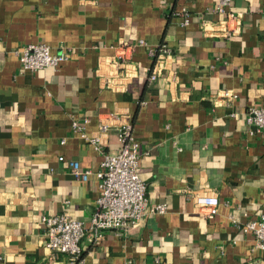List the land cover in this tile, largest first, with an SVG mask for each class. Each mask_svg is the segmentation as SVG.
I'll use <instances>...</instances> for the list:
<instances>
[{
    "label": "crops",
    "instance_id": "crops-1",
    "mask_svg": "<svg viewBox=\"0 0 264 264\" xmlns=\"http://www.w3.org/2000/svg\"><path fill=\"white\" fill-rule=\"evenodd\" d=\"M216 1L0 0V264H264L241 227L264 212V137L244 117L264 105V0H232L241 25L229 38L201 27V18L222 25ZM182 5L187 24L174 13ZM138 38L170 53L155 58L138 44L115 62L118 41ZM30 42L67 58L23 69L13 49ZM156 62L162 72L150 80ZM224 90L236 93L229 104ZM84 117L87 136L109 126L100 150L71 127ZM125 122L140 143L148 202L167 210L126 234H86L72 261L45 245L41 216L89 220L97 177L75 178L68 160L95 171L120 148L115 128ZM195 192L218 196L213 217Z\"/></svg>",
    "mask_w": 264,
    "mask_h": 264
},
{
    "label": "built area",
    "instance_id": "built-area-1",
    "mask_svg": "<svg viewBox=\"0 0 264 264\" xmlns=\"http://www.w3.org/2000/svg\"><path fill=\"white\" fill-rule=\"evenodd\" d=\"M232 0H217L213 10L224 14L219 27L212 22L201 18V27L205 34L224 36L229 38L238 32L241 25L239 14L231 8ZM182 18V23L190 21V12L182 5L174 12ZM209 24L212 25L209 26ZM143 44L147 47L150 56L157 58L159 55L170 53L165 43L157 48L149 45L143 38L135 41L119 40L114 46V60L125 64L136 45ZM23 69L37 70L45 67L56 68L67 58L64 50L54 52L45 42H30L13 49ZM162 72V67L156 62L150 69L149 79L153 80ZM236 93L224 90L223 98L229 104ZM245 121L251 126V131L258 132L264 137V105L252 104L245 112ZM88 121L84 117L81 121L74 119L71 122L73 130L80 132L96 149H101V134L109 128L106 122L101 121L99 132L87 136L84 127ZM121 146L116 150L103 153L98 169L81 168L76 159H69L70 171L75 178L86 180L91 174L97 177L98 195L95 211L87 222L70 216L66 212L43 214L41 221L44 225L45 245L51 250L64 252L72 261H81L82 240L86 234L100 238L104 231L115 234H126L136 224L140 223L149 213H162L167 210L165 202L149 203L146 194V183L138 173L139 158L141 155L140 143L132 133V125L125 122L115 128ZM63 141V140H62ZM62 155L59 156L61 160ZM191 199L194 205L200 208L207 217H213L217 212L218 196L210 192H195ZM244 231L254 235L255 247L264 250V212L242 224Z\"/></svg>",
    "mask_w": 264,
    "mask_h": 264
}]
</instances>
